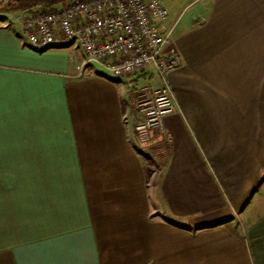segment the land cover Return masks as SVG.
I'll use <instances>...</instances> for the list:
<instances>
[{
    "label": "crops",
    "instance_id": "1",
    "mask_svg": "<svg viewBox=\"0 0 264 264\" xmlns=\"http://www.w3.org/2000/svg\"><path fill=\"white\" fill-rule=\"evenodd\" d=\"M163 3L180 112L155 150L123 82L0 17V264H264V0Z\"/></svg>",
    "mask_w": 264,
    "mask_h": 264
},
{
    "label": "built area",
    "instance_id": "2",
    "mask_svg": "<svg viewBox=\"0 0 264 264\" xmlns=\"http://www.w3.org/2000/svg\"><path fill=\"white\" fill-rule=\"evenodd\" d=\"M0 17L18 25L34 47L80 48L88 65L124 83L136 145L155 150L171 144L164 122L180 106L168 75L182 65V57L163 0H60L1 10Z\"/></svg>",
    "mask_w": 264,
    "mask_h": 264
},
{
    "label": "trees",
    "instance_id": "3",
    "mask_svg": "<svg viewBox=\"0 0 264 264\" xmlns=\"http://www.w3.org/2000/svg\"><path fill=\"white\" fill-rule=\"evenodd\" d=\"M60 0H0V11L7 9L28 8L38 4H53Z\"/></svg>",
    "mask_w": 264,
    "mask_h": 264
},
{
    "label": "rangeland",
    "instance_id": "4",
    "mask_svg": "<svg viewBox=\"0 0 264 264\" xmlns=\"http://www.w3.org/2000/svg\"><path fill=\"white\" fill-rule=\"evenodd\" d=\"M17 9H23V8H17ZM71 46H73V49H74V50H76L77 52H79L80 48H78V47L75 46V45H71ZM80 51H81V50H80ZM77 52H76V53H77ZM81 52H82V51H81ZM77 57H78V54H77ZM82 62H83V64H84L85 67L92 66V65H88V64L86 63V61H85V57H84V54H83V53H82ZM96 66L100 68V66H98V65H96ZM101 69H102V67H101ZM158 183H159V177L157 178L155 184L158 185Z\"/></svg>",
    "mask_w": 264,
    "mask_h": 264
}]
</instances>
